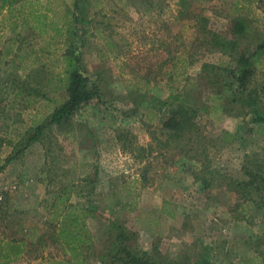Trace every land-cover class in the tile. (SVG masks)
I'll use <instances>...</instances> for the list:
<instances>
[{
	"label": "rangeland",
	"instance_id": "1",
	"mask_svg": "<svg viewBox=\"0 0 264 264\" xmlns=\"http://www.w3.org/2000/svg\"><path fill=\"white\" fill-rule=\"evenodd\" d=\"M1 1L0 240L24 245L10 264H264V125L251 129L249 116L229 143L222 135L235 131L241 103H227L230 116L208 92L219 90L211 77L264 40V0H79L82 71L103 104L53 126L67 96L63 77L53 76L63 66L46 50L67 46L68 36L50 42L39 32L71 28L72 16L61 0L47 18L40 2ZM23 48L40 56L24 64ZM260 63L254 87L264 84ZM176 89L203 98L191 131L177 139L160 130ZM224 174L248 183L250 204L224 186ZM69 207L90 213L77 249L53 222Z\"/></svg>",
	"mask_w": 264,
	"mask_h": 264
},
{
	"label": "trees",
	"instance_id": "2",
	"mask_svg": "<svg viewBox=\"0 0 264 264\" xmlns=\"http://www.w3.org/2000/svg\"><path fill=\"white\" fill-rule=\"evenodd\" d=\"M10 0H2L1 6L4 7ZM15 1V0H12ZM79 0H76L74 8L78 6ZM78 9V8H77ZM79 11V10H78ZM71 34L72 39H67V49L64 57L66 64L65 73L66 76L60 82L64 83V92L66 99L62 102L51 114L48 125H59L62 122L71 118L84 106L103 104L98 86L96 83L91 82L90 79L83 73V65L81 64V53H77L75 48V36H77L75 30L76 24L81 25V15H73L71 17ZM80 43L81 47L84 44L83 30L80 29ZM232 48L234 44L228 43ZM236 46V45H235ZM80 47V48H81ZM228 49L227 47H223ZM235 48V47H234ZM81 51V50H80ZM264 57V40L257 43L254 48L249 50L247 53L240 54L236 60L235 66L231 69L224 70L222 77H211L208 80V84L219 86V89H223V93L227 95V101L230 104H244L243 107L253 108V114L255 118L264 121V113L261 112L260 108L264 106L261 102L264 100V84L259 87L250 85V79H252L254 72L258 70L260 58ZM177 93L170 94V101L165 102L169 108L167 109L166 116L162 120L160 125L161 133H168L169 137L181 138L187 132H190L193 126V117L201 109L200 101H195L193 93L185 91L183 89H177ZM168 103V104H167ZM173 104V105H172ZM172 105V106H171ZM47 125H40L35 129L32 136L28 138L27 142L35 140L39 137ZM257 166V165H256ZM255 166V167H256ZM2 167H0L1 170ZM256 177V175H255ZM264 182V177H258ZM247 182L235 183L238 190L241 189V196L249 197L247 190ZM254 184V181L250 182L249 185ZM246 191V193H245ZM244 194V196H243ZM247 200H250L247 198ZM83 210V209H82ZM77 210L75 207H69L64 211H60L56 214V218L53 222L57 223L62 231H71L73 238L69 237V240L73 243L74 249H77L78 243L83 242L80 239V232L84 229L83 220L89 216L87 210ZM76 211V213H75ZM68 240V241H69ZM67 241V245L69 242ZM23 242L21 241H10L0 240V264H10L17 260L24 252ZM115 257V255H113ZM132 264H152L146 260L132 259Z\"/></svg>",
	"mask_w": 264,
	"mask_h": 264
},
{
	"label": "crops",
	"instance_id": "3",
	"mask_svg": "<svg viewBox=\"0 0 264 264\" xmlns=\"http://www.w3.org/2000/svg\"><path fill=\"white\" fill-rule=\"evenodd\" d=\"M45 1V2H44ZM53 1H56V0H33V4H37L38 5V3L40 2L41 4H39V6H41V8L43 9L42 10V14H44L43 15V17H46L47 18V16H50L49 15V13L48 12H51V11H56V10H61V9H63L62 8V6H59V7H57V6H52L51 7V2H53ZM58 1V0H57ZM61 2H65V4H64V7L65 8H67V12L69 13V16L71 15V16H73V10H74V5H75V2H76V0H61ZM49 3V7H47V4ZM30 13H32V11L30 12ZM33 14H35V12L33 13ZM36 15V14H35ZM70 22H71V17H70ZM23 25V24H22ZM71 25H72V22H71ZM17 27H19L20 29H21V31H22V37H21V42L22 41H24V36H23V31H24V29L22 30V28H21V26H19V23H17ZM76 28H77V30H75V32H76V34H77V36H75V39L73 38V41L75 42V48L77 49V53L81 50V43H80V35H81V32H80V29H81V25L80 24H76V26H75ZM27 29L29 30L28 31V33H34L35 32V30H33L30 26L29 27H27ZM38 31V30H37ZM36 31V32H37ZM71 29L70 28H65V27H60V26H58V27H56V26H50V28H49V26H43V28H40V32H39V34L40 35H45L47 38H48V40L51 42V36H52V39H54V34H56V35H59V36H68V38H70V40L69 41H71V39H72V34H71ZM19 32L17 33V39L19 38ZM67 38V37H66ZM67 38V39H68ZM18 45H20V42H18ZM67 45V44H66ZM23 46H25L24 44H23ZM19 48H20V46H19ZM66 49H67V46H65V45H62V47H60V50H58L57 48H55V47H51V44L50 45H48L47 46V50H46V52L48 51L49 53H48V55L52 58V60H54V63H52L53 65H55L56 67L58 66V65H61V66H63V70L61 71V72H59V73H57V75L55 76V75H53L54 77H65L66 76V73H65V69H66V64H67V62L65 61V57H64V54H65V51H66ZM23 51H24V53H23V55H22V57L23 58H25L24 60H23V63L24 64H27V62H28V59L29 58H36V56L38 55V56H40V54H39V52H36V54H32V51H29V50H27L26 48H23L22 49ZM45 50H41V53L43 52V51H45ZM32 54V55H31ZM34 62H37V63H39L38 61H32L31 62V64H34ZM39 66H43V65H39ZM30 66H26V68H29ZM32 67H35V65L34 66H32ZM51 74H54V71H52L51 70ZM56 74V73H55ZM53 76H51V77H53ZM177 89H176V93H177ZM210 91H214V93L218 96V99L220 100V102L222 103L221 105H220V112H221V110H225V112L227 113V114H230V116H231V113L233 112V111H231V109H228V107H226L227 106V103H228V101H227V95L225 94V93H223V89H219V90H214V89H212V87H208V92H210ZM170 94H173V92L172 91H170L169 92ZM210 93H212V92H210ZM222 98V99H221ZM203 99V98H202ZM201 99V100H202ZM200 100V101H201ZM262 104H264V100L261 102ZM240 107H241V111H242V114H241V116H239L240 117V122H239V124L235 127V131L234 132H231V131H225L224 133H223V135H222V137H223V139L224 140H228V142L229 143H231V142H233V141H235L237 138H238V134H239V132H241L243 129H245L246 128V123H245V119L246 118H248L249 116H250V118H251V125H252V127H251V129H254V128H256L255 126L257 125H264V121H261L260 119H257V118H255V114H253L252 112H253V108L252 107H249V108H246V107H243V105L242 104H240L239 105ZM260 110H261V112L262 113H264V106H262V108H260ZM152 113V112H151ZM160 121H161V117H160ZM160 121H159V123H158V125H160ZM222 139V138H221ZM118 142V141H117ZM227 142V141H226ZM118 144H119V142H118ZM120 145V144H119ZM118 145V146H119ZM120 150V149H119ZM165 151H166V149H164V150H162L161 152H159V153H156V154H158L159 156H165ZM156 154L155 155H153V156H156ZM175 154L178 156V157H176V159H175V161L176 162H179V163H181V162H183V159H185L184 158V156L183 155H180L179 154V151H175ZM151 156V155H150ZM162 156V157H163ZM151 160V159H150ZM177 160H179V161H177ZM174 161V162H175ZM203 164L202 163H200V166H202ZM203 167V166H202ZM202 167H200L199 169L200 170H202V171H204L205 169H201ZM245 167L246 166H244L243 168H242V166H241V169H244L245 170ZM247 173V172H246ZM201 176V173L200 172H198V171H195V172H193V176H192V178H201L200 177ZM224 177H225V180L227 181L226 182V184L224 185L227 189H231V191H233L235 194L237 193H240L241 194V189L240 190H238L237 188H236V185H235V183L237 184V183H241V182H245V181H240L239 179H235L234 177H232V175L230 176V175H227V174H224ZM227 178V179H226ZM204 182H205V178H203L202 179ZM208 186H210V181L208 180L207 181V187ZM239 202H241V205H244V204H250L251 203V201L250 200H247L246 198L244 199V198H241L240 197V201Z\"/></svg>",
	"mask_w": 264,
	"mask_h": 264
}]
</instances>
